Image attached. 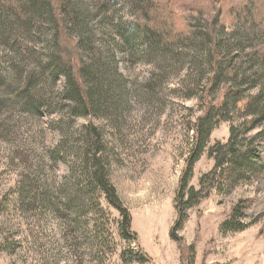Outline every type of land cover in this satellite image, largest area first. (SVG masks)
<instances>
[{
	"label": "rangeland",
	"instance_id": "1",
	"mask_svg": "<svg viewBox=\"0 0 264 264\" xmlns=\"http://www.w3.org/2000/svg\"><path fill=\"white\" fill-rule=\"evenodd\" d=\"M83 1L90 8L92 49L104 52L106 63L107 51L114 54L123 76L113 74L111 64L106 69L105 85L117 81L119 89L102 115L76 116L67 109L59 95L65 78L48 75L49 26L33 34L15 24L20 64L0 37V264H126L123 252L139 248L149 260L131 264H264V120L246 136L257 144V164L245 175L224 168L212 193L188 208L177 230L182 240L171 233L201 96L216 66L214 51L224 62L235 52L248 53L238 82L244 96L264 87V0ZM165 4L175 21L162 15ZM21 7L22 0H0V16L17 22ZM139 7L153 22L140 19ZM141 24L153 26L152 39ZM123 85L124 101L117 94ZM216 86L211 97L219 95L222 81ZM28 87L36 89L31 96ZM246 117L242 102L215 115L190 185L199 188L214 167L209 147L227 142L232 126ZM89 127L101 131L100 143ZM99 146L136 239L122 234L121 213L91 183ZM243 199H249L245 216H232Z\"/></svg>",
	"mask_w": 264,
	"mask_h": 264
},
{
	"label": "trees",
	"instance_id": "2",
	"mask_svg": "<svg viewBox=\"0 0 264 264\" xmlns=\"http://www.w3.org/2000/svg\"><path fill=\"white\" fill-rule=\"evenodd\" d=\"M131 1L138 2V0ZM85 4L83 0H58L55 2L54 0H22L21 10L24 15L23 17L17 15V22L12 18L10 20L2 19L0 16V37L2 36L4 43L13 51L12 58L20 64L19 48H16V42L13 40L15 33L20 31L16 28V25L20 23L26 28L27 32L33 34H37L35 29L38 27L49 26L51 32L47 33V44L49 46L47 66L50 71L48 75L53 81H57L61 76L66 80L64 90L59 95L65 99L67 109L71 114L76 116L95 114L99 116L104 114L102 106L110 102V97L118 88V82L113 80L110 85H107V83L105 85L106 69L112 65L113 74L118 75L120 80L123 79V76L118 72L114 54L107 51L110 63H106L103 59L104 52L92 49L90 42L93 31L88 23L90 8ZM167 5H163L162 15L170 21H175L172 9H167ZM138 9L137 13L141 20L151 18L153 22V15H149L150 13L147 10L140 7ZM146 14H148L147 18L145 17ZM90 17L92 18V15ZM141 25V28L145 31L143 35L152 39L153 34L148 33H155L150 28L153 27V23L152 25ZM262 49L264 50V46ZM219 54L220 52L217 50L213 53L216 62V66L214 65L215 70L209 82L206 83L204 93L201 96L203 109L202 114L195 122L196 142L188 160V166L182 174L180 189L177 194L178 218L171 233L179 241L182 238L178 235L177 230L183 226L188 208L199 205L202 199L212 193L219 183L224 168H233L240 175H245L252 170L259 160L255 140L247 141L246 136L264 120V87L255 95L244 96L243 87L238 82L243 80L244 71L248 68L245 59L248 53L243 55L235 52V55H232V58H228L225 62ZM15 68L16 66L14 67L15 73L22 75V68L19 66ZM223 76L233 79L234 84L228 78L224 81ZM220 81H222L223 86L221 92L217 97H211V90L216 88ZM33 89L36 90L35 87H28L27 92L29 93ZM126 90V86L123 85V91L121 88L120 93H117L121 94L120 97L123 101L127 93ZM29 94L28 96H31ZM236 102L243 103L247 113L246 119L239 125L232 126L230 138L227 142H216L209 147V154L214 156L215 165L209 172L202 175L199 188L190 185L194 163L204 152L211 131L217 123L214 122L215 115L220 110L227 109ZM28 103H31L29 99ZM253 109L258 111V116L253 115L251 111ZM229 117L230 112H225L222 120ZM89 128V130H93L97 141L100 143L102 140L101 131L97 127ZM99 151L100 146L95 149L93 166L89 169L91 183L100 188L105 193L109 203L121 213L122 234L127 238L136 239V233L131 229L132 215L121 200L116 186L109 179L106 162L99 155ZM84 152L87 153V150L85 149ZM87 160L91 159L87 157ZM246 202H249V199H243L236 204L231 210L232 216H245L248 206ZM123 257L126 264H131L135 260H149V257L141 248L136 252L132 249L125 250Z\"/></svg>",
	"mask_w": 264,
	"mask_h": 264
}]
</instances>
